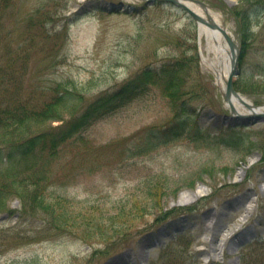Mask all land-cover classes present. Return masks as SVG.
<instances>
[{"label": "rangeland", "instance_id": "1", "mask_svg": "<svg viewBox=\"0 0 264 264\" xmlns=\"http://www.w3.org/2000/svg\"><path fill=\"white\" fill-rule=\"evenodd\" d=\"M14 1L16 41L28 50L0 42V84L60 103L56 121L0 130L5 152L64 131L132 82L148 90L95 124L86 145H61L46 180L36 168L44 194L0 209V264H264V121L230 117L196 22L143 0ZM204 1L249 38L245 52L240 36L235 90L261 107L264 0ZM232 127L250 139L242 151L224 139Z\"/></svg>", "mask_w": 264, "mask_h": 264}, {"label": "trees", "instance_id": "2", "mask_svg": "<svg viewBox=\"0 0 264 264\" xmlns=\"http://www.w3.org/2000/svg\"><path fill=\"white\" fill-rule=\"evenodd\" d=\"M14 3V0H0V42L14 39L12 43L6 45L8 53L14 54L20 49V46H23V51L19 55L24 57V52L28 50V47L24 46V44L27 43L21 45L16 41L14 32L17 26V15L13 6L17 4ZM7 15L9 16V20L14 18V31H12L13 26H5ZM31 24L37 27H43L42 24ZM242 37H244L243 45L245 47L244 51L246 52V50H248L249 38L247 39L244 34H242ZM245 52L242 57L244 61L246 60V58H244ZM14 69V67H10L9 71ZM241 69L243 70L242 72L245 71L243 66ZM263 71L264 68L263 70L259 69L258 74L263 73ZM5 85L6 81L0 84V130L4 131L5 135L11 134L12 129L18 128L23 132V129L28 124H37L39 122H47L55 119L53 118L55 116H51L50 113L53 109L59 107V98L51 99L53 97H50L48 98L50 100L47 101L38 97L35 104L33 101L36 99V94L32 95L25 92L18 83ZM138 85L139 84L133 82L132 85L126 87L120 93L112 95V98L109 99V103L108 100H102L94 106L95 110L93 112L84 115L80 122H72L67 129L66 127L64 128V131L60 130L61 128H53V132L41 134L35 138L29 139L26 144L18 145V147H14L7 152L0 147V209H5L4 206L9 202L11 197L21 198L25 206L32 195L41 196L44 194L48 187H45L44 191L40 193L39 186L36 185L38 180L34 178L33 174L36 168H38L37 176L46 180L49 176L47 174L55 167V164L52 162L54 160L57 162L58 160L56 157L59 154L57 151L59 147L65 144L74 145L75 143L86 145V143L82 141L95 124L132 103L133 100L137 99L139 96L143 97L145 95L146 90H148V84L143 83L142 85ZM182 125V130L177 133L178 136L188 133L187 131L190 128V124L186 121ZM58 131L60 133L56 134ZM241 131L242 130L230 128V131L226 134L224 139L228 144H233L242 151L243 146L247 145L250 139L248 135ZM56 151L58 152L57 154H55ZM242 159L243 158H241V160ZM43 163L47 166L44 173L45 175L39 169ZM4 167L8 168L4 169ZM22 189H25V191L21 193ZM23 194L27 196L30 194L31 196L27 197Z\"/></svg>", "mask_w": 264, "mask_h": 264}, {"label": "water", "instance_id": "3", "mask_svg": "<svg viewBox=\"0 0 264 264\" xmlns=\"http://www.w3.org/2000/svg\"><path fill=\"white\" fill-rule=\"evenodd\" d=\"M146 5H149L150 3H166L169 5H173L177 8H180L181 10L186 11L191 18H194L197 23L200 25L206 26L207 28L215 31L218 30L223 38H225V41H227L228 47L230 48L231 52V71L228 74V78L225 83V87L223 88V99L230 107V111L232 112V116L236 119H245V123L247 124H253L257 122H262L264 120V112L262 113H251L250 115H244L242 113H239L237 111V108L235 106V102H238L239 104L244 105L246 108H248L250 111L254 109L255 105L253 103H248L245 98L241 95V93L237 90H235V78L239 75V63H240V53L241 48L238 42L231 37L224 27H221L218 25L212 17H210L208 12V6L199 0H145ZM190 4H196L199 7L203 8L206 12V17H202L201 15L197 14L194 10L189 7Z\"/></svg>", "mask_w": 264, "mask_h": 264}, {"label": "bare ground", "instance_id": "4", "mask_svg": "<svg viewBox=\"0 0 264 264\" xmlns=\"http://www.w3.org/2000/svg\"><path fill=\"white\" fill-rule=\"evenodd\" d=\"M197 9L196 7H193ZM199 10V9H197ZM211 17L216 19V21H220L218 17L214 16L211 14ZM200 37L205 36L207 38V43H206V49H207V54L204 56V52L202 53V60H204L205 63L208 64V67L210 70H212L217 78V81L220 83L221 87H224L226 79L228 77V74L230 72V66H231V52L230 48H228V45L226 44L224 38L222 37L221 33L217 30L213 31L210 30L207 27L200 26ZM248 103L250 101L246 100ZM236 106L238 107L239 111L242 114H249L241 111L240 109L243 108L245 111L250 112L248 108H246L244 105L239 104L238 102H235ZM251 104V103H250ZM255 111V110H254ZM262 113L264 112V105L261 106V108L257 109L255 113ZM191 197H195L196 193H192L190 195ZM189 195H185L183 199H188L191 198ZM252 207L247 206L246 212L247 213H252L251 210ZM214 243V241L212 240ZM207 251L210 252V254H215L218 249L217 245L214 246V248H208V245H206Z\"/></svg>", "mask_w": 264, "mask_h": 264}]
</instances>
